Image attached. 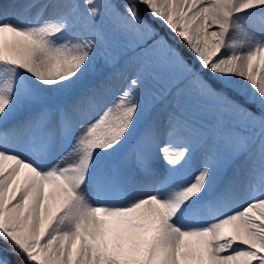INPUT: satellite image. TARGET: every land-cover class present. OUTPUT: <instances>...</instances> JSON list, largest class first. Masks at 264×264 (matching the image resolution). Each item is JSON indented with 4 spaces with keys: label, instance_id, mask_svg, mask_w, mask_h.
<instances>
[{
    "label": "snow or ice",
    "instance_id": "6c2138e0",
    "mask_svg": "<svg viewBox=\"0 0 264 264\" xmlns=\"http://www.w3.org/2000/svg\"><path fill=\"white\" fill-rule=\"evenodd\" d=\"M0 264H264V0H0Z\"/></svg>",
    "mask_w": 264,
    "mask_h": 264
},
{
    "label": "bare ground",
    "instance_id": "6f19581e",
    "mask_svg": "<svg viewBox=\"0 0 264 264\" xmlns=\"http://www.w3.org/2000/svg\"><path fill=\"white\" fill-rule=\"evenodd\" d=\"M5 3H11L12 0H4Z\"/></svg>",
    "mask_w": 264,
    "mask_h": 264
},
{
    "label": "rangeland",
    "instance_id": "374dc122",
    "mask_svg": "<svg viewBox=\"0 0 264 264\" xmlns=\"http://www.w3.org/2000/svg\"><path fill=\"white\" fill-rule=\"evenodd\" d=\"M120 2L121 3H124V2H126V0H120ZM143 11V10H142ZM143 14H145V15H147L146 13H143ZM242 39V38H241Z\"/></svg>",
    "mask_w": 264,
    "mask_h": 264
},
{
    "label": "trees",
    "instance_id": "16d2710c",
    "mask_svg": "<svg viewBox=\"0 0 264 264\" xmlns=\"http://www.w3.org/2000/svg\"><path fill=\"white\" fill-rule=\"evenodd\" d=\"M145 15V14H144Z\"/></svg>",
    "mask_w": 264,
    "mask_h": 264
}]
</instances>
